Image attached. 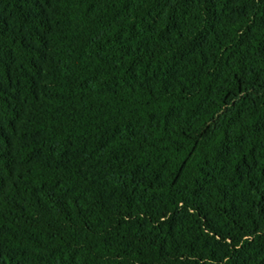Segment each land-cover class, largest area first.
<instances>
[{
  "label": "trees",
  "instance_id": "16d2710c",
  "mask_svg": "<svg viewBox=\"0 0 264 264\" xmlns=\"http://www.w3.org/2000/svg\"><path fill=\"white\" fill-rule=\"evenodd\" d=\"M0 264H264V0H0Z\"/></svg>",
  "mask_w": 264,
  "mask_h": 264
}]
</instances>
